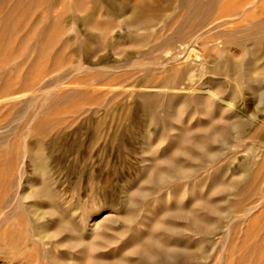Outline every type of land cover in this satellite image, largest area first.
Listing matches in <instances>:
<instances>
[{
	"label": "rangeland",
	"instance_id": "1",
	"mask_svg": "<svg viewBox=\"0 0 264 264\" xmlns=\"http://www.w3.org/2000/svg\"><path fill=\"white\" fill-rule=\"evenodd\" d=\"M5 1L0 0V264H95L90 259L96 256L113 264H121V259L131 264H264V92L260 87H264V70H248L249 62H257L256 67L264 64V42L258 47L249 40L244 45L232 42L230 34H246L251 18L244 20L240 13L225 15L242 1L241 10L256 0L218 2L211 17L216 26L211 28L209 23L196 31L210 28L204 34L205 43L194 38L196 33L184 44L177 42L174 48L179 59L164 68L165 46L154 53L149 50L154 38L173 32V16L183 11L176 0L168 7L161 1L159 18L164 22L136 30L138 34L154 32L139 46L128 36L124 17L107 13L109 6L104 1L98 12L91 0ZM113 1L121 8L129 0ZM134 2L129 1L131 6ZM256 2V14H262L261 0ZM221 7L227 8L224 14L217 10ZM91 10L96 11L93 19L100 28L82 21ZM232 18L237 19L230 22ZM83 40H89L92 50L76 54ZM140 47L149 55L132 60L163 70L158 69L151 79L166 78L173 66L192 62L190 78L174 89L146 86L143 71L127 60L130 54L138 55ZM253 53L260 59L255 60ZM80 61L93 70L77 71L73 64ZM203 85L206 88L200 89ZM214 87H218L217 94L211 95L208 91L212 88L214 92ZM150 92L160 94L153 112L141 99ZM175 95L181 99L207 95L210 99L202 109L186 108L180 100L174 111L171 98ZM220 114L223 125L217 123L216 129L228 134L224 143L210 144L199 127ZM226 122L233 127L229 129ZM186 130L218 152L217 156L203 158L193 143L180 140ZM178 147L193 156L183 155ZM34 156L41 161L36 159L37 163ZM169 160L189 175H172ZM154 167L168 172L170 178L157 182ZM137 189L146 197H137ZM208 202H215L218 211L207 210ZM183 208L213 229L204 230L191 218H182ZM63 220L68 230L60 228ZM154 222L173 225L175 230L157 228ZM147 231L172 246L171 256L177 263L159 256L155 246L151 249L158 255L148 263L140 251L132 250L135 239L146 238ZM98 232L105 236L95 235ZM82 238L87 242L80 247L82 240L78 239Z\"/></svg>",
	"mask_w": 264,
	"mask_h": 264
},
{
	"label": "bare ground",
	"instance_id": "2",
	"mask_svg": "<svg viewBox=\"0 0 264 264\" xmlns=\"http://www.w3.org/2000/svg\"><path fill=\"white\" fill-rule=\"evenodd\" d=\"M7 1V0H6ZM5 1V2H6ZM76 1V0H75ZM92 1V5L95 7V8H97L99 5H100V3H101V1H104V2H106L107 4H108V8H107V11L106 10H104V11H106L107 13H109V14H113V12L114 13H120L123 17H124V19H123V21H122V23L124 24V25H126L128 28H130L129 30H130V32H129V37H131V36H133L136 40H137V45L139 46V45H142L143 43V41L145 40V39H147V38H152L151 37V35H153V33L154 32H151V34L147 31L146 33H143V34H138V32H136V30L137 29H148V28H150V27H153V26H155L156 24L158 25V23H159V21H163V19H160L159 17V12H160V10H161V7H160V4H161V1H163V0H135V2H134V4L131 6V4L129 3V1L128 2H126L125 3V5L124 6H122L121 8L120 7H117L116 6V3L113 1V0H91ZM125 1V0H124ZM172 1L173 0H165L164 2H166L167 4H166V6L168 7V6H170V4L172 3ZM220 1L221 0H176V2H178V4H179V8H180V10H183L182 11V13L180 14V13H175L174 14V20L172 21L173 23H174V29H173V32L171 33V29H170V25H172V23L167 27L169 30H170V33L171 34H169V36H167V37H165V38H162V39H159V37H162V36H158V37H156V38H154L155 39V42L154 43H152V45H151V47H150V50L149 51H151L152 53H154V52H156V50L158 51V49H160L161 47H164L165 48V52H166V56H165V59H163L166 63L165 64H163L162 62V67L164 68L165 66H166V64H171V63H174V62H176L178 59H179V52L177 51H175V48H174V46L176 45V43L177 42H180L181 44H184V43H186V39L187 38H189L190 36H192V35H195L194 33H196V31L197 30H202V28H204V27H206L209 23H211L212 21H211V17H212V14H213V12L215 11V8H216V5H217V3L219 2L220 3ZM257 1V0H256ZM256 1H254V2H252L249 6H247V7H245L243 10H241V8L240 7H242L243 5H244V2L242 1L241 3H240V1H239V3L241 4V6L240 5H238L237 7H235V10H233L232 12H229L228 11V13L227 14H225V15H236V14H241V15H243L244 16V20L246 19V18H248V17H250L251 19H250V22H249V30L247 31V33L246 34H244L243 36H241V37H238V36H236L235 35V32H233V33H231L230 34V39L232 40V42L233 41H237L238 43H240V44H242V45H244V42L245 41H247V40H249L250 41V43H253V44H255L257 47L259 46V45H261V46H263L262 45V43L264 42V16H263V12H264V0H261V2H260V4H261V6H262V8H261V13L262 14H256V9H255V7L257 6V4H258V2H256ZM260 1V0H259ZM14 2V1H13ZM22 2V1H21ZM80 2V1H79ZM103 2V3H104ZM246 2V1H245ZM24 3V2H23ZM83 3V2H82ZM82 3H80V4H82ZM248 3V2H247ZM28 4V3H27ZM102 4V3H101ZM165 4V3H164ZM163 4V5H164ZM75 5H76V2H75ZM3 6V5H2ZM11 6V5H10ZM21 6V5H20ZM23 6V5H22ZM121 6V5H120ZM165 6V7H166ZM217 6H219V5H217ZM8 8V7H7ZM77 8V7H76ZM79 8V7H78ZM254 8V9H253ZM2 9H4V8H2ZM81 9V8H80ZM102 9V8H101ZM106 9V8H105ZM225 9H227V8H220V9H217L218 10V12H220V13H222V11H224L225 12ZM1 10V9H0ZM9 10V9H8ZM7 10V11H8ZM13 10H15V9H13ZM19 10V9H18ZM82 10V9H81ZM6 12V11H5ZM16 12V11H15ZM88 12V11H87ZM95 10H91L90 12H88V14L83 18V22H85V24L87 23L89 26H91V27H93V28H100V25H99V23H97V21L95 22L94 21V14H95ZM97 12H98V8H97ZM130 12V14L129 15H127V13H129ZM217 12V13H218ZM224 12L222 13V14H224ZM226 12H227V10H226ZM1 13V12H0ZM13 13V12H12ZM100 13V12H99ZM98 13V14H99ZM10 14V13H9ZM13 14H15V13H13ZM97 14V13H96ZM2 15V14H1ZM108 15V14H107ZM9 16V15H8ZM219 16V15H218ZM217 16V17H218ZM237 16V15H236ZM243 16H241V17H243ZM3 18V17H2ZM94 18V19H93ZM230 18V17H229ZM234 19H237V18H232L231 19V21L230 22H233V20ZM3 20H4V18H3ZM8 20V19H7ZM77 19L75 18V23L76 22H78V21H76ZM99 20V19H98ZM106 20V19H105ZM114 20V19H113ZM239 20V19H238ZM63 21V20H62ZM66 21V20H65ZM101 21V20H100ZM99 21V22H100ZM110 21V20H109ZM227 20L224 18L223 20H222V22H226ZM22 22V21H21ZM64 22V21H63ZM164 22V21H163ZM216 22H219V21H216ZM5 24L7 23L6 21L4 22ZM9 23V22H8ZM114 23V21H111L110 22V24H113ZM57 24V23H56ZM103 24V23H102ZM163 24V23H162ZM166 24V23H165ZM228 24V23H227ZM121 25V24H120ZM214 25L216 26V23L214 22V23H211V25H210V27L211 28H213L214 27ZM220 25V24H219ZM221 25H223V23H221ZM239 25V22H235L234 21V26L235 27H239L238 26ZM7 26V28L9 27V25H6ZM243 26V25H242ZM165 27V26H164ZM172 27V26H171ZM88 28V27H87ZM207 28V27H206ZM164 29V28H163ZM210 29V28H209ZM209 29H205V31H200L197 35H195V37L194 36H192V37H194V38H196V36H197V39H199V40H201L202 41V43H205V39H204V34H207V32L209 31ZM246 29V28H245ZM128 30V31H129ZM162 30V29H161ZM166 30V29H165ZM3 31L5 32V29H3ZM107 31H109L108 29H107ZM139 31V30H138ZM151 31V30H150ZM168 31V30H167ZM224 31V30H223ZM3 32V33H4ZM44 32V31H43ZM105 31H103L102 33H104ZM140 32V31H139ZM161 32V31H160ZM220 32V31H219ZM225 32V31H224ZM3 33H2V35H3ZM0 34H1V32H0ZM5 34V33H4ZM155 35H157L156 34V32H155ZM158 35H161V33L159 34V32H158ZM99 36V35H98ZM225 36H226V33H225ZM1 37V36H0ZM3 37V36H2ZM46 37H47V35H46ZM155 37V36H154ZM100 38H101V36H100ZM220 37H217L216 38V42L218 41V39H219ZM1 39V38H0ZM190 39H191V37H190ZM48 40H49V38H48ZM150 40V39H149ZM220 40V39H219ZM88 41L89 40H83V41H81V42H79L78 43V46H77V48L75 49V53L76 54H79V53H85V52H87L88 51V53H89V50H90V48H89V44H88ZM129 41V40H128ZM127 41V42H128ZM146 41V40H145ZM224 41V40H223ZM222 41V42H223ZM230 41V40H229ZM231 42V43H232ZM218 43H219V41H218ZM224 43V42H223ZM227 43V42H226ZM145 44V43H144ZM77 45V44H76ZM132 45V44H131ZM136 45V46H137ZM254 45V46H255ZM134 46H135V44H134ZM145 46V45H144ZM219 46H220V43H219ZM251 46V45H250ZM253 46V45H252ZM143 47V46H142ZM136 48V47H135ZM262 48V47H261ZM252 49V48H251ZM250 49V50H251ZM45 50V49H44ZM92 50V49H91ZM91 50H90V52H91ZM256 50V52L257 51H259L260 49H255ZM147 51V50H146ZM154 51V52H153ZM244 51V50H243ZM246 51V50H245ZM245 51H244V53H245ZM159 52L161 53V51L159 50ZM224 52V51H223ZM251 52H254L253 51V49H252V51ZM138 55H135V54H130V55H128V58H127V60H132L134 57H147L149 54V52H145V51H143L142 49H141V47H140V50H138ZM159 53V54H160ZM244 53H242L243 55H244ZM255 53V52H254ZM254 53L252 54L253 56H254ZM264 54V53H263ZM158 55V54H157ZM243 55H241V56H243ZM156 56V55H155ZM162 56V55H161ZM229 56V55H228ZM262 56H264V55H262ZM150 57V56H149ZM255 57V56H254ZM260 57V56H259ZM151 58H154L153 56L152 57H150V59ZM158 58V57H157ZM187 58V57H186ZM257 58V59H256ZM144 59V58H143ZM155 59H156V57H155ZM223 59V58H222ZM240 59V58H239ZM238 59V60H239ZM260 58H258V56H256L255 57V60H259ZM153 60V59H152ZM190 60V59H189ZM237 60V59H236ZM101 61V60H100ZM144 61V60H143ZM217 61V60H216ZM223 61V60H222ZM249 61V60H248ZM132 62H133V64H132V67H136V68H138V69H141L142 71H143V77L145 76L146 78H148L147 80H148V83L147 84H145L146 86H150V87H154V88H172V89H174V88H176L177 86H179L180 84H182L183 82H184V80H185V78L186 77H188V78H190V76H191V72H192V70H193V64H192V62H190V63H188V62H185V64L183 65V66H181V68H178L177 66H173L171 69H170V71H169V76L168 77H166V78H161V77H158V79H156V80H153V79H151L150 78V76H152V75H154L155 76V74H157V73H159V70L161 69V67H160V69L159 68H156V67H151L150 65H148V64H144V63H139V60L138 59H135V60H132ZM145 62V61H144ZM152 62V61H151ZM179 62H181V61H179ZM178 62V63H179ZM224 62V61H223ZM146 63V62H145ZM177 63V62H176ZM226 63V62H225ZM252 64V62H249V65H248V70H251V69H255L256 70V72L257 71H259V70H264V64L263 65H261V66H258V67H256L255 65L253 66V64L254 63H257V62H255L254 61V63ZM152 64H154V63H152ZM157 64V63H156ZM181 64V63H180ZM227 64V63H226ZM74 66V68L78 71H88V70H93V68H91V67H89L88 65H85V63H83V62H79V63H77L76 65L75 64H73ZM172 65V64H171ZM170 65V66H171ZM174 65H175V63H174ZM230 65V64H229ZM232 65V64H231ZM156 66V65H155ZM224 67L226 66V65H223ZM72 67V66H71ZM203 68V67H202ZM230 68H232V66L230 67ZM71 69V68H70ZM105 69H107V68H105ZM109 69V68H108ZM107 69V70H108ZM159 69V70H158ZM235 69H236V66H235ZM98 70H103V68H99ZM225 70H226V68H225ZM237 70H238V68H237ZM161 71H163L162 69H161ZM232 71H234V69H232L230 72L232 73ZM167 72V71H166ZM226 72V71H225ZM237 72V71H236ZM250 72V71H249ZM264 72V71H263ZM214 73H216V72H214ZM228 73V72H227ZM233 73H235V72H233ZM253 73H255L254 71H253ZM236 74V73H235ZM251 74V73H250ZM168 75V74H167ZM233 76H234V74H232ZM153 76V77H154ZM251 76H253V75H251ZM144 77V78H145ZM143 78V79H144ZM250 78V77H249ZM254 78V77H253ZM252 79V78H251ZM255 79H258V78H255ZM141 81V80H140ZM256 81V82H255ZM205 82V81H204ZM208 82V81H207ZM254 82L255 83H257V80H254ZM253 82V83H254ZM258 82H259V80H258ZM252 83V84H253ZM203 84H206V82L205 83H203ZM222 84L223 83H221V86H222ZM251 84V85H252ZM259 84V83H258ZM251 85H250V87H251ZM207 86V85H206ZM249 86V85H248ZM255 86H258V85H255ZM260 86V85H259ZM42 87V86H41ZM190 86H188V88H189ZM202 87V88H201ZM200 87V89H205L206 87H205V85H203V86H201ZM223 87V86H222ZM233 87V86H232ZM261 88H263V92H264V87H262V86H260ZM197 88V87H196ZM208 89V88H207ZM214 89H215V87H214ZM218 89V87H216V89L214 90V92H213V90H212V88H211V90H209L208 92L211 94V95H216L217 93H215V91ZM254 89V88H253ZM257 89V88H256ZM161 90V89H160ZM164 90V89H163ZM199 90V89H198ZM222 90V89H221ZM230 90V89H229ZM233 90H234V93L235 94H237L236 92H235V88H233ZM233 90H232V92H230L231 94L233 93ZM252 90V89H251ZM260 90V89H259ZM262 90V89H261ZM260 90V92H262ZM159 91V90H158ZM200 91H202V90H200ZM204 91V90H203ZM256 91V90H255ZM219 92V91H218ZM259 92V91H258ZM258 92H256L257 94H259V96H260V93H258ZM50 92H48V94H49ZM253 93H255V92H253ZM256 94V95H257ZM209 95V94H208ZM261 95H263L262 93H261ZM173 96V95H172ZM178 96V95H177ZM160 97V94H158V93H144V94H142L141 95V99H142V103H143V105L145 106V107H149V108H151V112H153L152 111V109H153V107H154V104H155V102H156V100L158 99ZM235 97V96H234ZM258 97V96H257ZM172 100H173V108H174V106H175V110L174 111H176V108L178 107L177 105L179 104V102H180V100H183L184 102H185V105H186V108L187 107H191L192 105H195V106H197V107H199V108H203L204 107V104L206 103V101H208L209 99H210V97L209 96H207V95H196V96H186V97H183V99H181V98H179V96L178 97H176V95L173 97V98H171ZM221 99V98H220ZM225 101V100H224ZM262 101V100H261ZM263 101H264V96H263ZM263 103V102H262ZM158 104V103H157ZM230 104V103H229ZM228 104V105H229ZM142 105V104H141ZM180 106V105H179ZM210 106V105H209ZM179 109H180V107H179ZM184 110H185V108H184ZM196 110H197V108H196ZM148 111V110H147ZM173 112V111H172ZM148 113H149V111H148ZM175 113V112H174ZM177 113H180V112H177ZM185 113V112H184ZM196 113V112H195ZM206 114V113H205ZM219 115V114H218ZM147 116H148V114H147ZM180 118V117H179ZM151 119V118H150ZM224 119V118H223ZM223 119H222V116H221V114H220V117H214V118H212V119H210L209 121H208V123H206L205 125H202L201 127H199L200 128V130H203V132H205L206 133V137H208L207 139H209L210 141H211V143L210 144H212V142H218V143H224L225 142V136L228 134H226L225 135V133L223 132V131H220V130H217L216 129V125H217V123H219L220 121H223ZM181 120V119H180ZM224 123V122H223ZM227 123V125H228V127H229V129L231 128V127H233V126H231L230 127V123L229 122H226ZM231 123H232V125L234 124L232 121H231ZM220 124V123H219ZM220 125H223V124H220ZM236 125V124H235ZM225 126V125H224ZM244 126V125H243ZM225 127H227V126H225ZM193 129V128H192ZM191 129V130H192ZM236 129V128H235ZM228 130V129H227ZM199 132H202V131H199ZM228 132V131H227ZM230 132V131H229ZM192 132L191 131H188V130H186V131H183V132H181V134H180V140H184V141H188V142H191V143H193V145L195 146V148L198 150V152L200 153V154H202V157L204 158V157H206V156H208L209 158H211V159H213V158H215L216 156H217V154H218V152H216V151H214V150H209L208 148H207V146L205 145V144H203L202 143V141H200L199 139H197V138H195L192 134H191ZM205 137V136H204ZM208 140V141H209ZM163 142V141H162ZM191 145V144H190ZM210 146V145H209ZM37 147V146H36ZM190 147V146H189ZM192 147V146H191ZM195 148H192V149H195ZM37 149V148H36ZM41 149V148H40ZM217 149V148H216ZM155 150V149H154ZM178 150L183 154V155H186V156H189V157H192L193 155H192V153H191V151L189 152V150H185V149H182V148H179L178 147ZM38 151V150H37ZM33 152V151H32ZM40 152V151H39ZM42 152V151H41ZM34 153V152H33ZM38 153V152H37ZM176 154V153H175ZM199 154V155H200ZM181 155V154H180ZM35 157V161L37 162V160L38 159H40L39 158V156H38V159H37V156H34ZM42 157H44L43 155L41 156V158ZM150 157V156H149ZM154 158V157H153ZM160 158H161V156H160ZM37 159V160H36ZM155 159V158H154ZM159 159V158H158ZM163 159V158H162ZM33 160V159H32ZM42 160H44V159H42ZM174 160V159H173ZM173 160H169V164H170V167H171V169H172V171H173V173H172V175H175V176H177V178L178 177H186L187 175H189V171L187 170V169H185V168H183L182 166H180V165H178L176 162H174ZM40 161H41V159H40ZM39 160H38V162H40ZM151 161V160H150ZM157 161V160H156ZM161 161H163L164 162V160H161ZM37 162V163H38ZM43 162V161H42ZM158 162V161H157ZM161 163V162H160ZM194 163H196V162H194ZM199 163V162H198ZM43 164V163H42ZM41 163H40V165H41V167L43 166ZM45 165H46V161H45V163H44ZM150 164V163H149ZM148 164V165H149ZM156 164H159V162L158 163H156ZM201 164V163H200ZM149 166H151V165H149ZM160 166V165H159ZM162 166V165H161ZM160 166V167H161ZM251 166V165H250ZM148 167V166H147ZM221 167V166H220ZM44 168V167H43ZM219 168V167H218ZM217 168V169H218ZM251 168V167H250ZM162 169V168H161ZM161 169H157V167H154V176H155V180L157 181V182H165V180H168L170 177L168 176L169 175V173L168 172H166V171H164V170H161ZM216 169V170H217ZM143 170H144V168H143ZM219 170V169H218ZM250 170V169H249ZM251 171V170H250ZM215 172V171H214ZM250 173V172H249ZM252 173V172H251ZM250 173V174H251ZM145 174V173H144ZM249 174V175H250ZM148 175V174H147ZM248 175V176H249ZM144 176V175H143ZM153 176V175H152ZM145 177H146V175H145ZM149 178V177H148ZM224 178V177H223ZM247 178V177H246ZM245 178V179H246ZM173 179V178H172ZM229 179V178H228ZM236 179V178H235ZM241 180V178H238L237 180ZM248 179V178H247ZM227 180V179H226ZM232 180V179H231ZM144 181V180H143ZM153 181V180H152ZM169 181H171V180H169ZM233 181V180H232ZM242 181V180H241ZM246 182H249V181H247V180H245ZM238 182V181H237ZM240 182V181H239ZM153 183H155L154 181H153ZM226 183H228V182H226ZM241 183H243V181L241 182ZM251 183V182H250ZM157 184V183H156ZM237 184V183H236ZM239 184L240 183H238V186H239ZM247 184V183H246ZM233 185V184H232ZM237 186V185H236ZM238 186H237V188H238ZM242 186V185H241ZM42 187V186H41ZM134 187V186H133ZM137 187V186H136ZM216 187V186H215ZM223 187H225V186H223ZM244 186H242V188H243ZM248 187V186H247ZM246 187V188H247ZM217 188V187H216ZM218 189V188H217ZM216 189V190H217ZM233 190V189H232ZM231 190V191H232ZM237 189H235L234 191H236ZM240 191H242L241 190V187H240V189H239ZM239 190H237V191H239ZM247 190H249L248 188H247ZM36 191V190H35ZM134 191V190H133ZM230 191V190H229ZM250 191L251 190H249V193H250ZM41 192H43L42 190H41ZM146 192V191H145ZM252 192V191H251ZM24 194V193H23ZM39 194V193H38ZM49 194H51V193H49ZM137 197H143L145 194H144V192H142V191H139L138 189L135 191V193H134ZM253 194V193H252ZM26 195V194H25ZM245 195V194H244ZM246 195H248L249 196V194L248 193H246ZM245 195V196H246ZM42 196V195H41ZM239 196H241V195H239ZM251 196V195H250ZM249 196V197H250ZM131 197V196H130ZM130 197H128V198H130ZM134 197V196H133ZM144 197H146V196H144ZM166 198V197H165ZM196 198V197H195ZM205 198V197H204ZM203 198V199H204ZM247 198V197H246ZM138 200H139V198H137ZM137 199H135V200H137ZM202 199V200H203ZM205 199H207V198H205ZM245 199V198H244ZM113 200V199H112ZM143 200H144V198H143ZM193 200H194V198H193ZM239 200V199H238ZM243 200V199H242ZM246 200V199H245ZM203 201H205V200H203ZM208 201V200H207ZM194 202V201H193ZM206 202V201H205ZM210 202V201H209ZM209 202H208V204L206 203L205 205H207V210L209 209L210 211H218V207H217V204L215 205V202H213L214 204H209ZM212 202V201H211ZM235 202H237V201H235ZM143 203V202H142ZM197 203V202H196ZM237 203H239V201L237 202ZM127 204V203H126ZM134 204V203H133ZM198 204V203H197ZM200 204V203H199ZM194 205H196L195 203H194ZM203 205V204H202ZM130 207V206H129ZM181 207V206H180ZM205 208V207H204ZM95 211V210H94ZM146 211H147V209H146ZM163 211V210H162ZM170 211V210H169ZM192 211V210H191ZM191 211H186V210H184V208H183V210H181L180 211V215H182L183 217L182 218H184V216H186L187 218H191V221H193V223L195 224V225H197L198 227H201V228H203L204 230H207V231H209V230H212L213 229V226L212 225H210V223H208V222H204L203 220H201L200 218H198L197 216H196V214H193ZM194 211V210H193ZM128 212V211H127ZM126 213V212H125ZM139 213H140V211H139ZM149 213V212H148ZM162 213V212H161ZM164 213V212H163ZM127 214V213H126ZM218 214V213H217ZM130 215V214H129ZM180 215H179V217H180ZM131 216H132V213H131ZM138 216H139V214H138ZM199 216V215H198ZM87 217V216H86ZM135 217V216H134ZM145 217V216H144ZM174 217H176V216H174ZM174 217H172V218H174ZM186 218V219H187ZM185 219V218H184ZM117 220V219H116ZM162 220V219H161ZM218 220V219H217ZM60 221V220H59ZM113 221H115V220H113ZM113 221H111V222H113ZM151 221V220H150ZM156 221H157V219H156ZM163 221V220H162ZM109 222H110V219H109ZM126 222H127V220H126ZM133 222V221H132ZM148 221H146L145 223H147ZM177 222V221H176ZM60 223V222H59ZM58 223V224H59ZM128 223V222H127ZM155 223V222H154ZM38 225V224H37ZM60 225V228L63 226V228L66 230H68L69 228L67 227L66 228V226H67V223H66V221H61V223L59 224ZM108 225V224H107ZM147 225H149V224H147ZM155 225L157 226V228L160 226V228L162 229V227L161 226H163V228L164 229H166L167 231H174L175 230V227L173 226V225H167V226H164L163 225V223L162 222H157V223H155ZM33 226V225H32ZM104 226V225H103ZM152 226V225H151ZM177 226V225H176ZM34 227V226H33ZM100 227V226H99ZM149 227V226H148ZM32 228V227H31ZM36 228L37 227H35V229H34V231L36 230ZM101 228V227H100ZM108 228L109 229H111L112 227H109L108 226ZM153 228V227H152ZM200 228V229H201ZM108 229V230H109ZM153 229H155V228H153ZM181 229V228H180ZM95 230H97L96 228H95ZM177 230V229H176ZM32 231H33V229H32ZM34 231H33V233H34ZM89 231V230H88ZM105 231V230H104ZM112 231V233H113V230H111ZM123 231V230H122ZM155 231V230H154ZM153 230H152V233L154 232ZM162 231H164V230H162ZM97 232V231H96ZM124 232V231H123ZM212 232V231H211ZM147 233H148V231H147ZM151 232H149L148 233V236L146 237V238H144V239H142V238H140V236H139V238L137 237V235L135 236V238L137 237L138 239L136 240L135 239V244H134V246H133V248H132V250L134 251V249H136V251H140L142 254H143V256L145 257V259L147 260L146 262L148 263V261H152V260H154L155 258H156V255H158V254H155L154 252H153V250L151 249V246H155L157 249H159V251H160V254H159V256H161L163 259H165V260H167V261H170V262H174V263H177V261L175 260V258H173L172 256H171V254L173 253H171V251H172V246L170 247V246H166V245H164L162 242H160V240L158 239V238H156L154 235H152V234H150ZM91 234V233H90ZM118 233L116 232V235H117ZM120 234V233H119ZM92 235H93V233H92ZM95 235H98V236H102V235H104V233L103 234H101V232H100V234H99V232H98V234H95ZM121 236H122V234H120ZM139 235H141V233L139 234ZM70 236H72V235H70ZM79 236V235H78ZM105 236V235H104ZM103 236V238H105ZM107 236V235H106ZM109 236V235H108ZM142 236H144L143 234H142ZM75 237H77V236H75ZM80 237H82V236H80ZM79 237V238H80ZM69 238V237H68ZM73 238H74V236H73ZM78 238V237H77ZM111 238V237H110ZM74 239H76V238H74ZM93 239V238H92ZM71 240H72V237H71ZM78 240H80V242H81V240H82V242L81 243H79L80 245H82V246H80V247H83V244L84 243H86L87 241L84 239V241H83V238L82 239H78ZM77 240V241H78ZM101 240H103V239H101ZM70 241V240H69ZM209 241V240H208ZM73 242V241H72ZM71 242V243H72ZM92 242V241H91ZM77 243V245L79 246V244ZM83 243V244H82ZM70 244V243H69ZM75 244V243H74ZM74 244H73V246H74ZM71 245V244H70ZM76 245V244H75ZM76 245V246H77ZM72 245H71V247H73ZM75 247V246H74ZM177 247H179V245L177 246ZM176 249V248H175ZM174 249V250H175ZM177 250V249H176ZM157 253V252H156ZM178 253V252H177ZM140 254V253H139ZM185 255V254H184ZM7 258V257H6ZM91 258V257H90ZM99 258V259H98ZM97 258V256L96 257H94V258H91L90 259V261L92 262V263H95V264H113L112 262H109V261H102L101 259H100V257H98ZM143 258V257H142ZM118 260V259H117ZM120 262H121V264H131L130 263V261H126V260H123V259H121V260H119ZM54 262V261H53ZM57 262V261H56ZM84 262V261H83ZM116 262V261H115ZM164 262V261H163ZM8 263V262H7ZM59 263V262H58ZM61 263V262H60ZM85 263V262H84ZM80 264H82V263H80ZM86 264V263H85ZM151 264V263H150Z\"/></svg>",
	"mask_w": 264,
	"mask_h": 264
}]
</instances>
